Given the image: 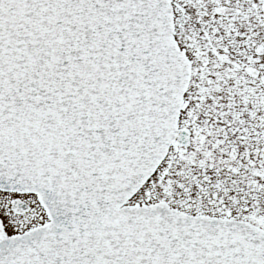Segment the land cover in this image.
I'll list each match as a JSON object with an SVG mask.
<instances>
[{
    "label": "snow or ice",
    "instance_id": "snow-or-ice-1",
    "mask_svg": "<svg viewBox=\"0 0 264 264\" xmlns=\"http://www.w3.org/2000/svg\"><path fill=\"white\" fill-rule=\"evenodd\" d=\"M0 264H264V0H0Z\"/></svg>",
    "mask_w": 264,
    "mask_h": 264
}]
</instances>
